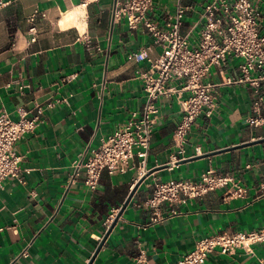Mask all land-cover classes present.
<instances>
[{
	"label": "crops",
	"instance_id": "obj_1",
	"mask_svg": "<svg viewBox=\"0 0 264 264\" xmlns=\"http://www.w3.org/2000/svg\"><path fill=\"white\" fill-rule=\"evenodd\" d=\"M177 1L154 0L148 18L164 25ZM208 1L181 0L190 8L180 32L191 41L198 38L201 7ZM252 3L263 28L264 0ZM34 9L46 17L37 18L32 40L27 18ZM145 46L151 47V58L161 52L142 25L129 29L125 19L113 20L112 0L87 7L79 0H17L0 8V111L17 119L20 109L32 113L39 104L59 100L44 108L43 121L15 143L19 167L29 172L24 182L9 177L0 188V264L89 262L109 227L108 216L141 173L132 162L125 173L103 171L92 191L83 173L70 183L72 164L142 108L145 93L136 71L148 61H135L131 53ZM238 62L232 58L225 68L212 67L203 79L216 84L218 106L210 118L196 119L185 146L187 154L195 147L202 154L171 168L164 163L181 118L178 92L159 99L146 159V169L156 170L139 185L90 264H171L202 235L264 228V141L255 142L264 138V121L258 126L247 121L253 115L248 84L222 83L238 73ZM20 85L28 86L23 94ZM208 167L238 179L246 189L243 196L215 189L176 205L178 214L145 224L149 211L141 203L156 180L194 178ZM162 210L169 212L166 203ZM203 264H264V243L253 254L211 252Z\"/></svg>",
	"mask_w": 264,
	"mask_h": 264
},
{
	"label": "built area",
	"instance_id": "obj_2",
	"mask_svg": "<svg viewBox=\"0 0 264 264\" xmlns=\"http://www.w3.org/2000/svg\"><path fill=\"white\" fill-rule=\"evenodd\" d=\"M15 1L0 0V8ZM98 1L79 0V6L87 7ZM153 3L154 0H112L113 20L125 19L129 29L142 25L150 34L152 43L160 46L161 52L151 58V47L145 46L131 53L135 61H148L146 68L136 71L145 93L142 108L133 111L127 122L116 127L113 133L101 138L97 147L86 149L87 155L72 164L70 183H74L83 173L84 184L93 191L103 171L108 175L125 173L132 168L131 162L139 169L141 176L144 175L148 171L146 159L159 115L158 101L171 92H178L181 118L173 131V150L164 164L171 168L181 160L202 154L199 147H195L192 154H187L185 146L196 119L200 116L210 118L218 106L216 84L203 82V79L209 75L212 67L225 68L232 58L239 59L238 73L225 76L222 83L248 84L252 89L253 115L247 121L252 126L264 121L261 115L264 107V27L261 28L256 19L252 0H210L203 4L196 41H191L188 34L180 32L183 16L190 6L178 0L174 13L168 16L164 25L159 26L148 18ZM39 17H46V14L34 9L27 18L32 40L36 34L35 22ZM26 87L20 85L18 92L23 94ZM58 101L49 100L39 104L32 113L20 109L17 119L0 111V188L9 177L24 182V173H28L29 169L19 167L20 157L15 153V143L22 134L33 132L43 121L44 108H53ZM261 187L264 188V183ZM223 188L228 189L229 195L236 197L243 196L246 191L233 175L219 173L212 167L204 169L194 178L158 179L153 183L151 195L141 203V207L149 211L145 224H154L176 215L179 213L176 205ZM164 203L168 206V213L162 210ZM117 211L110 213L106 220L107 226ZM263 243L264 228L202 235L192 249L171 264H203L207 255L214 251L224 255L237 250L253 254L254 247ZM26 254L24 249L22 255ZM142 255L140 250L136 258L138 262L142 261Z\"/></svg>",
	"mask_w": 264,
	"mask_h": 264
},
{
	"label": "water",
	"instance_id": "obj_3",
	"mask_svg": "<svg viewBox=\"0 0 264 264\" xmlns=\"http://www.w3.org/2000/svg\"><path fill=\"white\" fill-rule=\"evenodd\" d=\"M264 141V138L261 139L260 141H255V142H262ZM194 157L188 158V159H184L181 160L179 162H184L187 160H190ZM166 166V165H163ZM156 169H150L149 171H147L144 175H142L141 177H139L137 179V181L134 183L133 187L131 188V190L129 191L128 195L126 196L125 200L123 201V203L120 205V207L118 208V211L113 219V221L111 222V224L109 225V227L107 228L105 234L103 235L102 239L100 240V242L98 243L93 255L91 256L89 262L87 264H90L92 262V260L95 258L96 254L98 253V251L100 250L103 242L105 241L106 237L108 236V234L110 233L112 227L114 226V224L116 223V221L118 220V218L121 216L122 212L124 211V209L126 208V206L128 205V203L130 202L133 194L135 193V191L137 190V188L139 187V185L144 181V179L150 175L153 171H155Z\"/></svg>",
	"mask_w": 264,
	"mask_h": 264
}]
</instances>
